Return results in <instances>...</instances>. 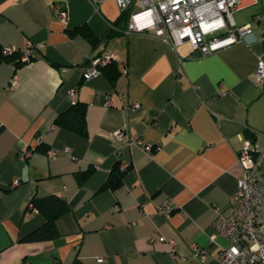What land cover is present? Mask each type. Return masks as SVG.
<instances>
[{"label":"crops","instance_id":"obj_1","mask_svg":"<svg viewBox=\"0 0 264 264\" xmlns=\"http://www.w3.org/2000/svg\"><path fill=\"white\" fill-rule=\"evenodd\" d=\"M121 17L116 0H0V47L35 53L19 68L0 63V264H221L228 242L214 224L237 190L242 141L264 153V0L234 15L251 25L246 41L209 56L127 34ZM106 52L114 67L86 80ZM72 93L86 136L55 123ZM123 161L121 186L99 191ZM51 195L71 208L60 237L23 242L45 223L32 200ZM166 200L177 209L164 219Z\"/></svg>","mask_w":264,"mask_h":264},{"label":"built area","instance_id":"obj_2","mask_svg":"<svg viewBox=\"0 0 264 264\" xmlns=\"http://www.w3.org/2000/svg\"><path fill=\"white\" fill-rule=\"evenodd\" d=\"M122 13L128 14L127 34H153L163 38L174 47L188 43L194 51L209 56L223 49L246 41L251 35V25L238 27L234 15L247 8L256 6L259 0H116ZM55 13L63 22H67V11L54 6ZM258 21V19H256ZM12 54L15 49H4ZM35 58L33 46L30 45L22 55V62L28 64ZM115 62V57L106 52L92 61L85 73L90 80L101 74V69ZM125 73L126 68L122 67ZM257 82L264 86V62H260ZM74 102L76 94H71ZM137 107V106H135ZM121 138L122 133H116ZM137 145H142L140 140ZM147 153H153L154 147L145 146ZM56 156L55 152L50 153ZM241 168L237 190L231 196L228 209L218 214L214 228L216 236L228 242L219 255L221 264H264V153L249 141H242L237 155ZM128 163H121V170L128 169ZM19 180L14 185H19ZM177 205L166 200L158 206V215L169 218ZM160 242H166L160 238ZM172 246L174 243H170ZM195 257L203 260L208 251L197 245L193 246Z\"/></svg>","mask_w":264,"mask_h":264},{"label":"trees","instance_id":"obj_3","mask_svg":"<svg viewBox=\"0 0 264 264\" xmlns=\"http://www.w3.org/2000/svg\"><path fill=\"white\" fill-rule=\"evenodd\" d=\"M121 19L124 20V22L126 23L128 21V14L122 13V17L120 18V20ZM116 25L118 27L120 26L119 23H116ZM117 26L116 28H118ZM82 30L86 37L91 40L94 39V34L89 29L85 30V28H83ZM113 32L114 31L110 29L109 34H112ZM22 55L23 54L19 52L7 54L5 53L4 49L0 47V63H15L16 68H19L23 65H26V63L22 62ZM114 65L115 63L112 62L109 65L103 67L102 69H108L110 66L112 68L114 67ZM86 113V106L84 104L74 102L67 112L61 114L56 119L55 123L57 126H60L61 128L67 131L78 134L80 136H86ZM124 172L120 171L119 168L116 167L109 180L99 191L109 189L110 187L117 188L121 186ZM31 206L45 218V223L42 227L32 232L26 238H24L23 242L39 243L58 239L60 237V232L57 227V221L59 218L66 215L71 210L67 200L59 195H51L45 198L33 199L31 202Z\"/></svg>","mask_w":264,"mask_h":264}]
</instances>
